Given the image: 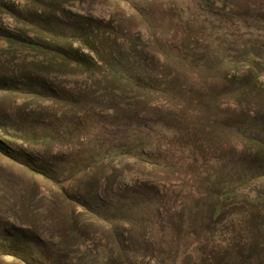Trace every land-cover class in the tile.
<instances>
[{"label": "rangeland", "instance_id": "374dc122", "mask_svg": "<svg viewBox=\"0 0 264 264\" xmlns=\"http://www.w3.org/2000/svg\"><path fill=\"white\" fill-rule=\"evenodd\" d=\"M40 1L50 16L64 12L101 21L93 41L111 48V58L117 49L124 57L141 59L149 89L122 86L103 66L70 64L49 71L45 63L28 59L14 67L17 74L46 79L49 94L0 95L1 122L57 132L47 146L13 141L55 172H69L70 159L89 157L98 142L119 149L115 163L97 165L93 180L103 190L104 203L119 194L121 205L133 213L117 224V238L97 223L78 240L51 241L70 221L66 205L50 210L51 203L38 197L40 188H51L50 182L0 158V238L4 224H11L23 231L16 243L26 255L84 252L78 260L56 264H102V252L120 255L113 264H264V203L249 202L254 196L264 201V90L255 86L241 95L231 92L237 88L232 76L245 67L219 65L201 33L231 28L229 55L254 49L264 66V0ZM145 30L150 38L142 47L138 42ZM160 48L179 58L156 61L152 52ZM1 71L6 72L3 64ZM254 75L264 84L263 71ZM71 98L78 101H63ZM53 159L58 160L54 168L49 167ZM76 178L71 184H80L82 173ZM212 178V185L224 178L236 184L216 219L207 189Z\"/></svg>", "mask_w": 264, "mask_h": 264}, {"label": "trees", "instance_id": "16d2710c", "mask_svg": "<svg viewBox=\"0 0 264 264\" xmlns=\"http://www.w3.org/2000/svg\"><path fill=\"white\" fill-rule=\"evenodd\" d=\"M45 7V4L40 0H0V18L5 21L1 20L0 23L2 24L0 26V95L2 97L7 98L17 94L23 98H25L24 96L40 98L49 94L51 87L46 79L32 75L19 77L17 70L14 69L17 63L24 64L28 59L37 65L45 63L46 69L49 71H60L64 67H70V64H74L78 68H85L87 64H90L89 69L103 66L107 69L110 78L122 86L134 91L149 89L146 80V64L141 59L136 55L124 57L125 55L117 49H115L116 58H111V48L93 41L95 31L100 28L101 21L64 12L61 15L62 18H58L47 15L43 11ZM181 16L182 13L175 19L179 21L178 18ZM69 20L73 23L67 22ZM206 30L203 29L200 32L205 34V38L207 37V45L213 47L219 65L224 68H230L232 65L245 67L244 70H239L232 76L237 81V88L231 92L241 95L255 86L264 90V84L259 83L254 75L258 71L264 72L259 52L251 49L238 57L231 56L227 41L232 39L234 31L231 28L216 31L213 27ZM237 31L239 32V30ZM148 38H150L149 32L145 30L138 43L142 47H147ZM152 53V58L158 62L166 57L179 58L178 54L176 56V53L165 49L161 50V48L157 54ZM207 56L206 54V62L209 60V56ZM1 62L6 67V72L1 71ZM202 63L203 67L207 66L205 60ZM9 73L12 75H8ZM63 101L72 103L78 101V98L64 99ZM50 128L44 127L40 131H36L27 129L17 122L4 125L0 119V158L4 162L21 167L31 177H40L44 181L50 182L51 188L46 190L40 188L41 192L38 194V197L51 203L50 210L57 212L64 204L68 209L70 221L67 227L53 234L49 240H57L56 243L64 239L78 240L83 237L82 232L87 226L97 223H102L103 227L109 230L110 235L117 238V224L122 218L132 216L133 211L128 206L124 208L121 205L119 194L113 195L107 200V203H104L105 199L101 198L103 190L98 181L93 180V177L96 174L94 170L99 163L114 162L120 158L119 149L103 147L102 143L98 142L89 157L80 158L78 162H73L70 159L68 164L71 170L69 172H55L54 169H49L45 165H39L37 162L39 158L35 159L27 151H20L13 142L17 140L28 146L39 143L42 146H47L58 136L57 132L50 131ZM250 130V133H254L256 137H258L257 135L261 137V134H256L254 129L250 128ZM243 132L245 133V131ZM64 134H67L66 130ZM42 163L46 164L44 161ZM57 163L58 160L53 159L52 166L49 167H57ZM81 173L83 176L81 183L71 184V182L76 183V177ZM89 174L91 176H88ZM214 179L216 178L207 181V189L213 195L212 217L216 219V216L221 214V207L232 200L236 184L231 179L225 180L224 178L223 181L219 180L220 182L212 185ZM260 199L261 197L255 198L254 196L250 198L249 202L264 203ZM14 207L15 205L11 209ZM22 233V230H15L11 224H4V235L0 238V264L9 261H17L19 264H56L67 259L78 260L84 255V252L79 248H75L73 251L69 250L68 253H57L53 257L46 254L42 257L26 255L20 251L21 246L16 243L18 237L23 235ZM7 239L8 241H6ZM31 243L36 244L35 241ZM119 258L118 254L108 256L102 252L100 255V259L105 262L102 264H113Z\"/></svg>", "mask_w": 264, "mask_h": 264}]
</instances>
